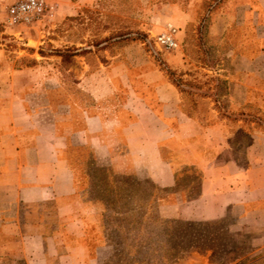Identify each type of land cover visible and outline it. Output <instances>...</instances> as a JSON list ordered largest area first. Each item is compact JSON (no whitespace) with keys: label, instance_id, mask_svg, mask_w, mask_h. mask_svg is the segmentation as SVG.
Returning <instances> with one entry per match:
<instances>
[{"label":"crops","instance_id":"obj_1","mask_svg":"<svg viewBox=\"0 0 264 264\" xmlns=\"http://www.w3.org/2000/svg\"><path fill=\"white\" fill-rule=\"evenodd\" d=\"M218 10L201 46L220 60L206 69L213 85L199 96L210 100L205 119L182 107L171 81L147 98L83 87L47 103L46 118L45 106L25 107L15 79L0 69V264L97 263L83 243L97 214L82 186L91 160L161 187L194 167L196 194L177 200L176 190L165 212L187 219L233 212L240 227L264 235V0H224ZM71 150L86 156L76 162Z\"/></svg>","mask_w":264,"mask_h":264},{"label":"rangeland","instance_id":"obj_2","mask_svg":"<svg viewBox=\"0 0 264 264\" xmlns=\"http://www.w3.org/2000/svg\"><path fill=\"white\" fill-rule=\"evenodd\" d=\"M13 1L0 0V69L5 67L3 76L15 79L18 93L27 99L25 107L45 106L48 110L42 115L51 118L47 103H63L69 92L79 94L83 87L147 98L155 86L174 81L182 107L208 117L210 100L199 96L213 85L206 69L220 60L201 47L207 42L210 18L208 12L202 18V0H57L52 20L8 25L7 8ZM178 18L186 20L183 27ZM166 22L183 31L181 47L173 51L153 41ZM84 76L91 77L89 85L74 84ZM69 156L79 162L86 151L71 150ZM87 173L90 181L82 186L87 185L86 199L97 214L83 243L96 264H264L262 231L240 227L233 212L215 218L220 219L215 226L202 228L211 238L209 247L189 248L181 258L171 257L163 232L166 220L213 219L170 216L164 205L175 197L147 177L120 173L93 160ZM198 174L188 168L179 176L177 189L183 194L177 200H184L185 192H197Z\"/></svg>","mask_w":264,"mask_h":264},{"label":"trees","instance_id":"obj_3","mask_svg":"<svg viewBox=\"0 0 264 264\" xmlns=\"http://www.w3.org/2000/svg\"><path fill=\"white\" fill-rule=\"evenodd\" d=\"M224 0H202L201 5L204 8V14L202 18H204L206 12L210 13L212 10L217 8L223 3ZM1 31V29H0ZM173 83L178 86L177 82ZM189 114L190 112L187 111ZM194 167H185L182 170L178 171L175 174V186L174 187H164L163 191L166 194H172L179 186V176L185 171V169ZM199 172V171H198ZM200 179V173L198 174ZM122 182V181H121ZM125 182V181H124ZM196 194V193H195ZM195 194H188L185 192V199H190L194 197ZM220 219L213 220H176L170 219L165 221V226L163 228V232L165 233L166 240L169 246L170 256L173 258H181L182 254H184L189 248H196L200 250H204L206 247L210 246V239L207 237V232L203 231L202 228L206 226H215L219 223ZM132 222V221H131ZM133 224L137 222H132ZM237 250H240L241 247H236ZM214 252V249H212Z\"/></svg>","mask_w":264,"mask_h":264},{"label":"built area","instance_id":"obj_4","mask_svg":"<svg viewBox=\"0 0 264 264\" xmlns=\"http://www.w3.org/2000/svg\"><path fill=\"white\" fill-rule=\"evenodd\" d=\"M57 0H14L7 8L6 23L8 25H31L42 20H52L57 13ZM178 28L166 22L163 30L154 35V44L168 51L181 47L177 37Z\"/></svg>","mask_w":264,"mask_h":264}]
</instances>
